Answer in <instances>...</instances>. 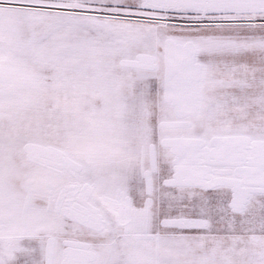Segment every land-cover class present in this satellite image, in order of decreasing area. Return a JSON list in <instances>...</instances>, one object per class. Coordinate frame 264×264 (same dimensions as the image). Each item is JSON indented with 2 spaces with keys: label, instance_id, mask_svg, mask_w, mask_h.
<instances>
[{
  "label": "snow or ice",
  "instance_id": "6c2138e0",
  "mask_svg": "<svg viewBox=\"0 0 264 264\" xmlns=\"http://www.w3.org/2000/svg\"><path fill=\"white\" fill-rule=\"evenodd\" d=\"M0 264H264V0H0Z\"/></svg>",
  "mask_w": 264,
  "mask_h": 264
}]
</instances>
